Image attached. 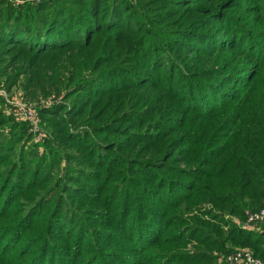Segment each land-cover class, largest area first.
Instances as JSON below:
<instances>
[{"label": "trees", "instance_id": "trees-1", "mask_svg": "<svg viewBox=\"0 0 264 264\" xmlns=\"http://www.w3.org/2000/svg\"><path fill=\"white\" fill-rule=\"evenodd\" d=\"M3 78L63 99L0 98V264L264 261V0H0Z\"/></svg>", "mask_w": 264, "mask_h": 264}, {"label": "rangeland", "instance_id": "rangeland-1", "mask_svg": "<svg viewBox=\"0 0 264 264\" xmlns=\"http://www.w3.org/2000/svg\"><path fill=\"white\" fill-rule=\"evenodd\" d=\"M10 71H11V68L9 67L7 69V73H10ZM0 98H2L1 101H3L1 108H3V111L6 114L12 115L15 120H22V121L27 122V124L29 125V132L33 134V140L34 141L40 143L46 137L48 138L49 134L53 135L51 130L47 129L45 127V125H43L42 119L40 116V110L48 107L49 105H52L53 103L62 101V99H63L62 95L57 96L56 91H54L52 94L47 95V96L42 95L41 93H38V95L36 97H33L32 95L27 94L26 91L23 89V87H21L18 84H11V85L6 84V80H4V78H3V79H0ZM66 103H67V101H66ZM29 110L32 111L31 114H27V111H29ZM26 115H29V116H26ZM82 128H83V126H79V127L75 128L76 132L80 131ZM74 133H75V131H74ZM138 147H139V145L137 146V148ZM71 151L74 152L76 150L73 149ZM150 156L151 155L148 154V158H150ZM263 202H264V200L260 201V205H263L262 208H264ZM198 206H202L201 208H204L201 211H204V212L214 211L215 213H218V209L215 208L214 204H212L211 202H202L201 205L192 206V207H190V209L188 211H185L186 212L185 216L190 217L192 215H195L196 214L195 212L198 211L196 209ZM256 211H258V210H256ZM249 212L250 211L247 212V215H246V217H244L243 221H242V218H240L239 215H237L236 213L235 214H233V213L227 214L226 213L224 215V219L229 218L234 223H237L240 225H243V224L245 225ZM253 212H255V211H253ZM259 226H261V227H258L255 230V232L257 234L262 235L263 239H264V226L262 224H260ZM197 243H198L197 240L188 238L186 240V243L184 244V247H182V248L184 251L187 252V251H190L191 249H193L194 247H196ZM231 247L244 249V250H247L253 254V250H252L253 248H251V246L248 244L242 243V245L237 244V245H234ZM212 254L217 257L219 255V252L214 250L212 252ZM254 257L260 259V261L264 264V261L261 258L255 256V255H254ZM218 260H220V259H218Z\"/></svg>", "mask_w": 264, "mask_h": 264}, {"label": "built area", "instance_id": "built-area-1", "mask_svg": "<svg viewBox=\"0 0 264 264\" xmlns=\"http://www.w3.org/2000/svg\"><path fill=\"white\" fill-rule=\"evenodd\" d=\"M31 110L27 111V114H31ZM29 116V115H26ZM261 223L264 226V208L259 209L255 212H249L246 220L248 223ZM226 261L231 264H263L260 259L254 257V255L244 249H235L226 257Z\"/></svg>", "mask_w": 264, "mask_h": 264}]
</instances>
